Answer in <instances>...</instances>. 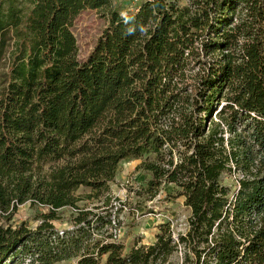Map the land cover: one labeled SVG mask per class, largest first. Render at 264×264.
<instances>
[{"label":"trees","instance_id":"trees-1","mask_svg":"<svg viewBox=\"0 0 264 264\" xmlns=\"http://www.w3.org/2000/svg\"><path fill=\"white\" fill-rule=\"evenodd\" d=\"M85 9L106 24L77 57ZM196 68V69H195ZM144 193L171 183L189 208L127 252L95 231L118 163L142 158ZM234 189L222 183L235 175ZM40 206L34 228L17 206ZM73 208L57 231L56 211ZM99 211H94L98 210ZM103 212V213H102ZM264 264V0H0V264ZM105 256L104 261L101 258Z\"/></svg>","mask_w":264,"mask_h":264},{"label":"rangeland","instance_id":"rangeland-1","mask_svg":"<svg viewBox=\"0 0 264 264\" xmlns=\"http://www.w3.org/2000/svg\"><path fill=\"white\" fill-rule=\"evenodd\" d=\"M179 6L188 4L189 0H173ZM139 0H112L114 6H118L121 13L132 11ZM106 14L101 9H85L72 21L70 30L77 45V57L82 59L92 47L96 37L106 24ZM196 69V68H195ZM142 158H128L118 163L113 182L109 183L106 192L95 197H87L89 188L80 187L75 194L82 198L77 202L79 208L104 207L106 198H109L108 211L115 213L119 235L114 240L122 246L123 252H127L133 245L150 244L155 240L161 224H167L173 239L186 231L190 210L183 203V196L177 194L178 189L171 183H163L154 197L144 193L148 173L138 168ZM235 175L224 176L222 183L234 189ZM94 210V211H99ZM45 210L40 206H32L25 202L17 206L11 220L12 225L23 222L26 226L34 228L39 222V213ZM103 213V212H102ZM76 212L73 208L64 207L56 211V218L51 221L57 231L70 229L72 219ZM158 217V218H157ZM112 230L108 226L95 231L97 238L109 236ZM109 240V238H106ZM105 256L101 258L104 261ZM183 251L177 250L170 259V264H182ZM20 264V263H18ZM55 264H76L69 258ZM101 264V263H100Z\"/></svg>","mask_w":264,"mask_h":264},{"label":"built area","instance_id":"built-area-1","mask_svg":"<svg viewBox=\"0 0 264 264\" xmlns=\"http://www.w3.org/2000/svg\"><path fill=\"white\" fill-rule=\"evenodd\" d=\"M117 221H118V218L116 219L115 213L112 214L110 216V223L108 225L109 229L113 231L111 234V236H112L111 240H115L119 235V229H116L117 228V225H116Z\"/></svg>","mask_w":264,"mask_h":264}]
</instances>
